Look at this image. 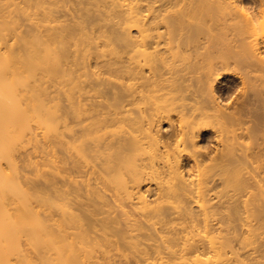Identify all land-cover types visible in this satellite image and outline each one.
I'll list each match as a JSON object with an SVG mask.
<instances>
[{
  "label": "bare ground",
  "instance_id": "obj_1",
  "mask_svg": "<svg viewBox=\"0 0 264 264\" xmlns=\"http://www.w3.org/2000/svg\"><path fill=\"white\" fill-rule=\"evenodd\" d=\"M13 256L264 264V0H0Z\"/></svg>",
  "mask_w": 264,
  "mask_h": 264
},
{
  "label": "rangeland",
  "instance_id": "obj_2",
  "mask_svg": "<svg viewBox=\"0 0 264 264\" xmlns=\"http://www.w3.org/2000/svg\"><path fill=\"white\" fill-rule=\"evenodd\" d=\"M39 130V129H38ZM40 131V130H39ZM30 147V146H29ZM16 256V255H15ZM14 260L16 261V257H15V259H14V256H13V259H12V261L14 262ZM15 264H17L16 262H14ZM13 263V264H14ZM19 263V262H18ZM21 264V263H20Z\"/></svg>",
  "mask_w": 264,
  "mask_h": 264
}]
</instances>
